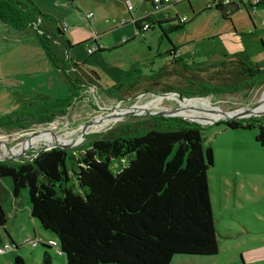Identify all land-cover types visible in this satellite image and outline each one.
<instances>
[{"label":"rangeland","instance_id":"rangeland-1","mask_svg":"<svg viewBox=\"0 0 264 264\" xmlns=\"http://www.w3.org/2000/svg\"><path fill=\"white\" fill-rule=\"evenodd\" d=\"M43 1L41 7L38 5L43 13L69 23L66 35L73 44L69 51L71 60L84 63L89 71H96L100 77L98 87L83 90V97L74 103L70 112L53 121L32 124L26 129L0 128V156L5 158L0 160L29 159L38 150L55 144L36 141L28 146L27 153L31 156L3 157L4 152L19 148L37 132H50L64 139H67L66 134L73 133L63 142H74L73 150H78L85 142L83 137L87 136L99 138L128 127H131L129 133L142 134L153 123L152 117L157 116L149 112L183 107L177 94H168L174 92L169 87L178 88L185 95L201 94L205 83L193 78L196 72H191L236 57L251 62L264 60V2L255 6L253 0H243L242 8L233 13L229 10L228 17H223L216 8H207L211 0H179L171 4L165 14H157L165 21L154 23L152 28L138 34L134 18H143L153 11L147 0H76L74 4L58 0L66 2L64 8L53 5L50 0H45V4ZM128 1L133 5L131 12L127 8ZM90 12L93 16L88 18ZM65 14L69 18H64ZM94 40L104 50L90 55L89 48L96 45ZM173 48L176 56L171 51ZM60 55L65 56V53ZM67 66L72 68L71 61L67 60ZM181 73L183 75L179 76ZM119 84L122 86L116 93L107 92ZM263 92L264 85L251 91L187 98H208L212 106L222 111H235L257 105ZM70 95L69 80L51 63L36 28L15 30L0 24V117L27 105L35 107L46 100H65ZM135 105L143 109L135 112ZM124 109L134 113L125 114ZM213 118L210 120H215ZM98 119L102 123L90 125L82 136L85 125L96 123ZM199 121L207 123V120ZM200 125L204 127L205 147L211 146L214 151V165L208 176L219 252L213 256H189L179 262L264 264V146L256 139L259 127L231 129L218 122ZM1 142L11 149L3 150ZM74 187L77 189L76 185ZM12 189L10 178H0V204L8 214L7 231L16 236L23 252L43 249L42 244L35 248L25 244L28 237H41L33 229V221L41 227L39 221L30 219L28 189L22 190L18 201L13 198ZM44 231L48 232L46 238L57 241L53 233ZM1 238L0 248L3 249V244L10 241L4 228L0 230V241ZM49 250L53 259L59 257V264H66L64 254H57L54 248ZM4 252L6 250L0 255ZM22 254L26 264H31L28 252Z\"/></svg>","mask_w":264,"mask_h":264},{"label":"trees","instance_id":"trees-1","mask_svg":"<svg viewBox=\"0 0 264 264\" xmlns=\"http://www.w3.org/2000/svg\"><path fill=\"white\" fill-rule=\"evenodd\" d=\"M223 1L211 0L207 8H216L228 17L227 11L222 13L226 5ZM156 16L151 11L135 20L138 34L154 23L161 24L164 19ZM0 20L17 30L36 28L48 58L69 80L71 91L65 100H46L0 117V128L26 129L53 121L70 112L83 97V90L98 87L96 71L72 62L69 51L73 44L66 35L65 22L43 13L34 0H0ZM94 42L90 55L104 50L97 40ZM171 51L176 56L175 49ZM194 72L193 78L205 83L201 94L185 95L178 88L169 89L186 97H205L251 91L264 85V60L251 62L236 57ZM121 86L107 92L116 93ZM152 118L153 123L142 134L129 133L128 127L99 138L87 136L78 150L55 147L40 150L29 159L0 161V178L12 180L15 197L28 189L32 216L56 236L57 254H64L66 264H172L178 256L218 254L208 176L214 151L204 145V127L180 117ZM219 123L243 130L258 126L256 139L264 146V114ZM53 137L43 132L31 139L46 142ZM7 219L0 204V226ZM40 244L44 247L42 264H53L49 249L56 248ZM12 264L26 262L17 255Z\"/></svg>","mask_w":264,"mask_h":264},{"label":"crops","instance_id":"crops-1","mask_svg":"<svg viewBox=\"0 0 264 264\" xmlns=\"http://www.w3.org/2000/svg\"><path fill=\"white\" fill-rule=\"evenodd\" d=\"M34 1H36L37 3V5H39L40 7H41V1H43V0H34ZM254 1L255 0H253L252 1V3L253 4H255L254 3ZM50 2L53 4V5H59V6H61V7H63L64 8V5L66 4V2L65 1H58V0H50ZM70 4H74V3H76L77 1L76 0H69L68 1ZM151 4H152V2L151 1H149ZM177 2H179V0H177V1H175L174 3H177ZM262 2H264V0H259V3H256V4H261ZM46 3V1L44 0L43 1V4H45ZM174 3L172 4V5H174ZM229 3H237V1L236 0H229ZM239 6H240V8H242V6H241V4H243V0H240L239 1V3H237ZM66 6V5H65ZM153 6V5H152ZM171 6V5H170ZM170 6H168L167 8H165V9H167V10H165L164 9V11L166 12V11H168V8L170 7ZM239 8V9H240ZM164 11L161 13V14H163L164 13ZM64 18H69V16L68 15H64L63 16ZM143 17V16H142ZM158 19H160V20H163V19H161V16L160 15H157L156 16ZM56 18V17H55ZM139 19H141V18H134V21L135 20H139ZM165 19V18H164ZM127 22V20L125 21V23ZM65 23H67V27H69V23L68 22H65ZM0 24H3L4 26H5V28H11L10 26H8V25H6L5 23H3L1 20H0ZM15 29V28H14ZM30 29H32V28H30ZM15 30H17V29H15ZM32 30H34V29H32ZM27 156H29L28 155V153H26V155H24V156H21L20 158H23V157H27ZM11 193V191L9 192V194ZM12 193H13V189H12ZM20 196V195H19ZM19 196L18 197H15L14 196V194H13V198H15V199H17V201L19 200ZM13 201V200H12ZM17 201H15V205L17 204ZM15 214H17L16 213V211H15ZM8 215V214H7ZM30 219L33 221V220H35V218L32 216V213H31V207H30ZM8 220V219H7ZM7 223V222H6ZM5 229L6 230V232H7V234H8V236H9V238H10V241L9 242H6V243H4L3 244V247L6 245V244H9L10 246H11V248H8V249H6V252H4V254L3 255H0V264H12L13 262H12V259H13V261H14V258H15V256H17V255H22L23 256V254L22 253H26V255H27V252H28V256L30 257V259H31V264H42V251H41V248L40 249H38L37 251H35L34 249H30L29 251H24L23 252V250L24 249H22L21 248V246H19V244H17V242H16V236L14 235V236H12V234L11 233H9L8 231H7V225L5 224L4 226H0V230L1 229ZM40 228V229H39ZM33 229H34V231H35V233H39V235H41V237H36V238H38V239H40L41 241H44V242H46V241H48V240H50V239H52V238H50V237H47L46 238V234H48V232H45L43 229H41V227H38L35 223H34V221H33ZM3 242V240H2V238H1V241H0V243H2ZM11 243H13V245H16L15 246V249L13 248V245L11 244ZM26 245H28L27 243H25ZM31 246V245H30ZM39 246V245H38ZM32 247V246H31ZM21 248V249H20ZM32 248H35V247H32ZM9 250V251H8ZM0 252H2L1 251V248H0ZM21 256V257H22ZM58 256V255H57ZM181 258H188V257H183V256H178V257H176L175 259H174V261H173V263L172 264H180V259ZM54 260H55V264H59L61 261H60V259H59V257H56L55 259H53V264H54ZM184 263H188V262H184ZM189 264V263H188Z\"/></svg>","mask_w":264,"mask_h":264},{"label":"water","instance_id":"water-1","mask_svg":"<svg viewBox=\"0 0 264 264\" xmlns=\"http://www.w3.org/2000/svg\"><path fill=\"white\" fill-rule=\"evenodd\" d=\"M239 8H240V6L237 3H229V4H226L223 7L222 13L225 12V11H228V10H231L232 13H233L236 10H239ZM168 94H174V95L177 94L182 101H187L189 99H194V98L184 97L183 94L180 93V92H171V93H168ZM165 95H167V94H165ZM195 98H198V97H195ZM262 105H263V99L261 98L259 103L257 105H255L254 107H251V108H248V109H244L241 113H235V114H234V112H236L237 110H235V111H222L219 108L213 107L214 109L218 110L223 116L221 118H219V119L208 120L207 123H203V122L188 118L187 116H183V115L177 114L178 108L175 109V110H162V111L149 112V113L152 114V115H157V116L180 117V118L185 119V120L195 121L198 124H214V123H217V122H220V121L240 120V119L250 118L252 116H261V115L264 114V108L261 111L260 110L259 111H255V110L257 108H259L260 106H262ZM131 108H133V107H131ZM239 110L240 109H238L237 112H239ZM128 113L129 114H133L134 112H132V111H126L125 112V114H128ZM92 124L93 123H88L87 125H85V128H84L83 132L81 133L82 136L86 133V129ZM35 134L39 135V134H42V133L37 132V133H34V134L30 135L27 139H25L22 142V145H23V143L30 142L32 136H34ZM86 139H87V137H83L84 141H86ZM72 146H74V142H72V143L71 142L70 143H63V144H59L58 143V144L49 145L47 148H45V150L52 149V148H55V147L71 148ZM6 147L11 149L8 146H6ZM27 150H28V147L22 148L21 151L19 153H17L15 156H17V158H20L21 156L26 155ZM40 150H38V152ZM28 155L31 156L30 154H28ZM32 156H34V154ZM9 158H11V156L6 157V159H9ZM2 159H5V158H2ZM0 161H3V160H0Z\"/></svg>","mask_w":264,"mask_h":264},{"label":"bare ground","instance_id":"bare-ground-1","mask_svg":"<svg viewBox=\"0 0 264 264\" xmlns=\"http://www.w3.org/2000/svg\"><path fill=\"white\" fill-rule=\"evenodd\" d=\"M161 97L165 98L164 96H161ZM173 98H175V97H173ZM261 98L263 99V105L260 106L259 108H257L255 111H259V110L261 111L264 108V93H263ZM179 100H181V99H179ZM196 101H200V102H196ZM201 102L207 103V106L209 108L204 103H201ZM181 104H182L183 107L182 108H178L177 114L183 115V116H187L188 118H191V119H194V120H197V121H199V120H203V121L207 120L208 121V120H210L213 117H214L213 119H219V118H221L223 116L219 111L214 110V108L210 105V102L206 98L189 99L187 101H182ZM138 109H139V111H137ZM142 109L143 108L140 107L139 105H135L134 108H133V111L140 112V110H142ZM125 111H129V109H124V112ZM241 112H237V113H241ZM235 113L236 112H234V114ZM122 115H124V114L122 113ZM114 118H115V115H113L112 119H114ZM101 123H102V121L99 120L97 123L92 124L91 126H95V125L99 126ZM72 134L73 133L66 134L67 135V139L62 138V136L53 137V138L49 139V142H53L55 144H58V143L62 144L64 141L66 142V140L71 138ZM79 138H80V136H79ZM79 138H74V140L77 141ZM36 141H41V140H39V139H31L30 142L23 143V145L20 146L19 148H14L12 150H8V152H4V156L3 157L14 156L17 153H19L22 148L28 147L29 145L35 143ZM46 142L48 143V141H46ZM0 158H2V157L0 156Z\"/></svg>","mask_w":264,"mask_h":264},{"label":"built area","instance_id":"built-area-1","mask_svg":"<svg viewBox=\"0 0 264 264\" xmlns=\"http://www.w3.org/2000/svg\"><path fill=\"white\" fill-rule=\"evenodd\" d=\"M175 1L177 0H152V5H153V11H154V15H157L159 12H162L165 8H167L168 6H170L171 4H173ZM259 0H255L254 3H258ZM229 3V0L223 1V4H227ZM127 8L128 10L131 12L133 10V5L128 1L127 3ZM93 16V13L90 12L88 13L87 17L91 18ZM126 19H123V22H125ZM183 21V20H182ZM64 26L67 27V23H64ZM145 27L147 28L148 25L146 24ZM127 40V39H124ZM95 49V46L90 47L89 50L90 52H92ZM176 96V94H175ZM28 245H31L32 247H37L38 245H40V243H45L47 245L53 246L56 248V250L59 252V246H58V241L50 239L46 242L41 241L38 238H32V237H28L27 238V242ZM11 248V246L9 244H6L4 246L3 249H1V251H5L6 249Z\"/></svg>","mask_w":264,"mask_h":264},{"label":"flooded vegetation","instance_id":"flooded-vegetation-1","mask_svg":"<svg viewBox=\"0 0 264 264\" xmlns=\"http://www.w3.org/2000/svg\"><path fill=\"white\" fill-rule=\"evenodd\" d=\"M252 4H253V3H252ZM254 5H255V6H258L259 4H257V5H256V4H254ZM228 11H229V10H228ZM228 11H227V14H228ZM230 11H231V10H230ZM231 12H232V11H231ZM21 129H23V128H21Z\"/></svg>","mask_w":264,"mask_h":264}]
</instances>
